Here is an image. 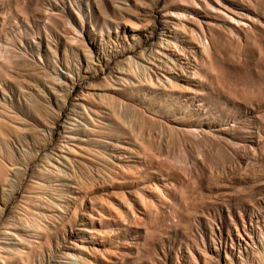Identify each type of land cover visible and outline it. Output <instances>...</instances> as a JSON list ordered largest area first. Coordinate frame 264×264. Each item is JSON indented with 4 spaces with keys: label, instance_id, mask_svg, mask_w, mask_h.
<instances>
[{
    "label": "rangeland",
    "instance_id": "1",
    "mask_svg": "<svg viewBox=\"0 0 264 264\" xmlns=\"http://www.w3.org/2000/svg\"><path fill=\"white\" fill-rule=\"evenodd\" d=\"M0 264H264V0H0Z\"/></svg>",
    "mask_w": 264,
    "mask_h": 264
}]
</instances>
